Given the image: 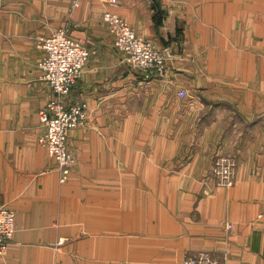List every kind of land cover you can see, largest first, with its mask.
Returning <instances> with one entry per match:
<instances>
[{"label": "crops", "instance_id": "1", "mask_svg": "<svg viewBox=\"0 0 264 264\" xmlns=\"http://www.w3.org/2000/svg\"><path fill=\"white\" fill-rule=\"evenodd\" d=\"M0 1V206L15 212V230L7 253L0 256V264H181L180 258L174 262L168 258L165 263L164 255L180 256L186 249L211 250L218 256L226 252L237 256L236 264H264L260 224L248 221V226L242 227L246 226L245 211L259 212L264 208L255 199L264 196V30L259 29V21L264 19V0H236L239 41L244 20L257 21L258 27L254 23L251 29L246 27L250 46L237 44V50L251 55L253 76L236 87L235 97L225 95L221 87H207L203 84L207 79L192 72L199 67L202 48L198 44L204 43L200 37L215 35L211 29L207 32L212 24H205L217 20L210 16L211 0H119L115 4L80 0V6L71 10V0H55L59 13L54 14L50 8L53 0ZM105 10L120 15L136 34L165 44L162 48L170 53L168 72L174 75L172 86L179 83V70L184 66L187 74L193 76L187 77L186 88L204 85L205 91L195 94L194 106L187 105L186 110L194 111L193 117L200 122L195 127L204 134L215 125L221 126L223 151L237 157L234 184L216 190L211 187L212 195L206 191L205 180L210 186L213 181L205 178V173L215 146L206 141L197 142L192 159L182 168L172 170L170 176L166 174L173 178L174 172L178 176L181 169L197 166L190 178L201 180L205 186L199 190L197 184L193 191L205 194L195 209H202L205 214L196 223L187 216L180 220V205L166 220L158 218L156 211L162 207L156 206L155 218L143 220L138 224L139 231H132L131 196L150 195L151 191L142 184L133 189L132 182L164 180L165 168H173L179 159H158L142 151L151 142L133 141L132 133L143 132L145 127L162 132L157 124L112 122L116 101L127 102L138 84L154 83L157 79L144 78L122 60L103 20ZM36 21L44 23L35 29L43 35L53 30L52 22L68 24L70 35L85 41L91 49L70 100L87 103L92 123L70 132L68 144L76 160L63 183L59 182L55 161L38 140L43 128L37 110L49 97L50 88L36 76V63L43 52L31 40L32 22ZM79 21H87L88 26L79 29ZM185 32L194 40L187 63L183 64L177 44ZM245 86L250 88L246 95ZM133 94L143 100L149 95L159 102L176 97L175 91ZM233 101L237 105L240 102L237 112ZM122 129L123 137L118 135ZM177 149L176 146L174 152L179 156ZM117 214L124 216L117 218ZM228 221L235 223L233 230L225 229ZM137 242L138 256H132L133 244Z\"/></svg>", "mask_w": 264, "mask_h": 264}, {"label": "rangeland", "instance_id": "2", "mask_svg": "<svg viewBox=\"0 0 264 264\" xmlns=\"http://www.w3.org/2000/svg\"><path fill=\"white\" fill-rule=\"evenodd\" d=\"M54 3L50 5V8L54 13H59V5L53 0ZM105 4H107V0H103ZM56 3V4H55ZM211 7V17L213 19L217 20H211L205 22V24L210 25L212 24V28H209L207 32H214V36H206V39L204 36L200 37V41L204 43L198 44L202 50L201 57L199 58L198 68L193 69L192 72H194L197 75H203L207 81L204 82L207 87L213 89L214 86L223 88V93H226L225 95H228L230 97H235L237 95V86H241V82L250 80L253 76V68L251 67V55L248 54L246 50L244 52H241V50H237V44L239 45H249L251 44V37L249 36V31L246 30V27L251 29L252 24L256 27H258L257 21L252 20H244V32H242V36L240 37V41L238 36L236 35V20H235V14L236 12V0H211L210 2ZM1 6L2 1H0V16L2 14L1 12ZM80 4L77 6H73L72 0L69 7V10L71 8H78ZM244 6H246L249 10V6L246 4V1H244ZM247 10H245L246 12ZM244 12V10H243ZM209 16V14H207ZM242 17V15L240 16ZM244 17H246L244 13ZM34 29L32 37V41L35 42V47L37 49H40L38 43L40 40L44 39V36L49 35V31L43 35V33H38L35 29L38 30V26H43V22L36 21L32 22ZM53 30L61 27V26H67L68 24H61L60 21L52 22ZM86 24V25H85ZM260 30H264V19H261L259 21ZM88 26V22L86 21H79L78 22V28H86ZM70 27V25H69ZM214 27V28H213ZM211 29V31H210ZM52 30V31H53ZM35 31V33H34ZM68 32L70 33V29L68 28ZM51 33V32H50ZM188 32H185L183 36L179 37V46L177 44V47H179V52L181 54V57H183L182 61L183 64H186L187 57L189 56L190 52V43L193 44L194 38H191L187 35ZM244 34V36H243ZM198 39V38H197ZM85 43V41H83ZM168 42V41H166ZM155 43V42H154ZM156 44V43H155ZM85 45L90 49V46L85 43ZM175 45V44H174ZM159 48H162L165 46V44H156ZM198 46V48H199ZM245 47L244 49H246ZM42 50V49H41ZM168 50V49H167ZM248 50V48H247ZM43 51V50H42ZM178 52V53H179ZM169 53V50H168ZM170 55V53H169ZM44 56V52L40 55V58L38 59L36 65H37V74L36 76H39V78L43 79L47 82L42 76L43 70L39 66V62L42 60ZM89 60V59H88ZM243 60V61H242ZM240 62H243V66ZM87 63V62H86ZM86 65V64H85ZM168 60L166 61V70L167 73L164 78H158L157 80H154V83L148 84L147 82H143L142 84H138L137 89H133V92H140V93H149V92H166L171 93L175 91L176 97H170L169 100H164L162 102L156 101L154 98H151V96H146V99L140 98L138 95L133 94L131 92V97H128L129 100L126 101H116L113 104V112H116L112 118V122L115 124H141L146 122L148 125H154L159 126V128H162L163 131L161 132H155L154 130L149 129L150 127H145V130L143 132H136L132 133L133 141L135 142H146L149 144V146L145 147L142 151H145L149 154H153L154 157L160 159L163 157L164 159H167V157H171L170 159L176 160L179 159V163L176 166H172L173 168H165V179L161 181H133L132 182V188H136L138 184H142L144 187L149 188L151 191L149 192L150 195L145 196H134L132 194L131 201H132V210H131V220L133 225V233L135 231H139L138 224L142 222L143 220L147 219H154L155 217V211L156 206L162 207L157 209L156 212H159L158 218L162 217L166 220L167 216L173 215L174 208L180 205V220L183 219V216H187L189 219L191 218V222H197L200 219H203V216L205 213H203V210H196L195 207L198 204V199H200L204 194L205 191H201V194L195 193L193 189L194 186L199 185V190H204L205 184L202 185L201 180L194 181V179L190 178L191 175L194 172V167H188L187 169H181L179 171V175H176V172H174L173 178H168V176L171 175L172 170L177 171L182 168L183 165L186 162H189V160L192 159L193 152L196 148V144L198 141L203 140L210 144V146H215L214 151L212 153L211 157V163L209 167H207L206 176L207 178L210 174V171L214 168L213 163L218 159L217 157L223 158V156L232 158L235 161V164L237 166V157L233 152H227L223 151V137L224 134L221 133V126H213L211 127L205 134L200 130L199 127H195L196 123H200L196 118L193 117L194 111L186 110L188 109L187 105L194 106V101L192 99L195 97L194 95L197 93H201L205 91L204 85H198L200 88H193L188 89L186 86L187 83V77H193L188 73L187 67H181L179 70V83L178 87L174 89L173 86L170 84L172 77L174 75L169 74L168 72ZM132 67V66H131ZM243 67V68H242ZM133 68V67H132ZM134 70V68H133ZM40 71V72H39ZM137 72H140V70H136ZM204 71V72H203ZM243 71V72H242ZM258 71V69H257ZM256 71V72H257ZM142 74V73H141ZM81 76V75H80ZM144 78L146 76L142 74ZM184 78V79H183ZM151 80L152 78H147ZM219 80V82H218ZM167 81V82H166ZM165 82V83H163ZM211 82H214L212 85ZM218 82V86H217ZM48 83V82H47ZM77 83V82H76ZM75 83V84H76ZM74 84V86H75ZM50 88V95L48 98L45 99V101L41 104V106L37 110V116L39 120V124L41 128H43L41 120H40V111L44 110V107H46L50 102L56 101V100H65L66 103H76L82 105V109L84 112V120L81 125L76 126L75 128H79L81 126L90 125L92 123L91 121V114L89 107L87 103L83 100L79 101H73L70 100V91H68L67 94L63 95V98L61 96H58V92L55 91L52 86L48 83ZM193 86V85H190ZM186 89L185 96H179L178 91ZM246 91L245 95L248 94V91H250L249 86H245ZM183 99V100H182ZM64 102V101H63ZM224 103V102H223ZM193 104V105H192ZM240 102L237 103L233 101V110L238 111ZM178 109V111H176ZM109 119V118H107ZM110 120V119H109ZM236 120V117L234 118ZM208 122V120L206 121ZM74 128V129H75ZM135 128V127H134ZM153 131V132H152ZM42 134V133H41ZM119 136L123 137L124 131L122 129L121 133H118ZM39 140V138H38ZM69 140V138H68ZM40 142V141H39ZM174 146V149L172 148ZM176 146L178 147L177 152L179 156L174 152ZM45 147V146H44ZM68 151L73 156V162L71 165H69V175L67 176L66 180L69 178L71 170L73 166L75 165V155L70 150L69 144L67 143ZM46 149V147H45ZM49 154V153H48ZM50 156V155H49ZM151 156V155H150ZM51 157V156H50ZM53 160L54 158L51 157ZM174 163V161H173ZM171 164V163H169ZM236 166H235V172H236ZM205 169V170H206ZM204 170V171H205ZM58 171V170H57ZM167 174V175H166ZM187 176V177H186ZM189 176V178H188ZM235 176V174H234ZM59 179V175H58ZM201 179V178H200ZM210 183L205 180L207 183L206 185V191L209 192L212 195V192L209 191V189L215 188H224L222 184H219L218 180H214ZM60 182V181H59ZM65 182V181H64ZM63 183V182H61ZM117 183V182H116ZM124 183V182H121ZM127 183V182H126ZM234 184V182H233ZM117 183V187H118ZM231 187V186H230ZM157 188V190H153ZM227 188V187H225ZM198 190V191H199ZM178 191L180 192L178 195ZM178 195V196H177ZM117 197V196H116ZM115 197V199H116ZM256 201L264 205V196L258 195L255 197ZM255 203L254 205H256ZM253 208V206H251ZM251 207H246L245 210L250 209ZM181 208L185 209L186 212L181 210ZM259 208V207H258ZM254 209V208H253ZM188 211V212H187ZM252 212V213H251ZM245 211L244 213V220L246 221V226L241 225V223L237 224L238 228L247 227L248 221L250 223H257L260 224V230L261 235L260 240L261 242L264 241V228L262 223L264 224V208H261L259 212L255 211ZM175 214V213H174ZM124 215L117 214L116 217L123 218ZM202 221V220H201ZM200 221V222H201ZM234 222L228 221L225 222L224 227L227 230H233L235 227ZM227 224H230V227H226ZM184 229V227H183ZM182 229V230H183ZM148 240V239H147ZM137 248H139V242H137L135 245L133 244V250H132V256H138ZM200 250H206V249H200ZM197 250L192 249H186L181 251L180 256H167L164 255L165 263L168 258H172V261H175V258H180L179 261H182L188 257L186 254L196 252ZM262 251V250H261ZM213 252V251H212ZM183 253V254H182ZM214 253V252H213ZM263 252H261L262 254ZM215 254V253H214ZM216 255V254H215ZM156 256H149V258L155 259ZM236 258L237 256H228L226 252H223L220 254V256L216 255V261L217 264H236Z\"/></svg>", "mask_w": 264, "mask_h": 264}, {"label": "built area", "instance_id": "3", "mask_svg": "<svg viewBox=\"0 0 264 264\" xmlns=\"http://www.w3.org/2000/svg\"><path fill=\"white\" fill-rule=\"evenodd\" d=\"M119 0H107L115 4ZM77 6L80 0H72ZM103 20L107 23L109 34L113 38L114 46L121 53L122 60L128 63L146 78H164L166 61L170 57L165 49L159 48L147 38L137 35L129 24L117 13L105 10ZM44 56L39 62L42 76L58 92V96L70 91L78 81L82 70L88 61L91 49L82 40L72 37L67 26H61L38 43ZM186 89L178 91L179 96H185ZM64 101V102H63ZM82 105L78 102L70 104L65 100L50 102L40 111L43 132L39 141L49 155L54 158L58 170L59 181H66L69 175V165L73 156L68 151L67 143L72 128L81 125L84 120ZM213 163L209 178L218 180L219 184L230 187L234 182L235 161L223 156ZM227 228L230 224H227ZM15 230V212L5 206H0V256L7 253L10 239ZM182 264H217L216 255L211 250H197L186 254Z\"/></svg>", "mask_w": 264, "mask_h": 264}, {"label": "water", "instance_id": "4", "mask_svg": "<svg viewBox=\"0 0 264 264\" xmlns=\"http://www.w3.org/2000/svg\"><path fill=\"white\" fill-rule=\"evenodd\" d=\"M165 52H166V53H168V50H167V48H165Z\"/></svg>", "mask_w": 264, "mask_h": 264}, {"label": "bare ground", "instance_id": "5", "mask_svg": "<svg viewBox=\"0 0 264 264\" xmlns=\"http://www.w3.org/2000/svg\"><path fill=\"white\" fill-rule=\"evenodd\" d=\"M137 35H138V34H137ZM74 128H75V127H74ZM74 128H72L71 131H72ZM71 131H70V132H71Z\"/></svg>", "mask_w": 264, "mask_h": 264}]
</instances>
